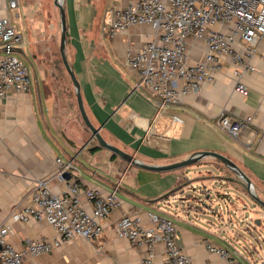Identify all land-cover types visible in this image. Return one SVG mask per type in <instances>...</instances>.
<instances>
[{"label":"crops","instance_id":"crops-1","mask_svg":"<svg viewBox=\"0 0 264 264\" xmlns=\"http://www.w3.org/2000/svg\"><path fill=\"white\" fill-rule=\"evenodd\" d=\"M129 2L61 0L66 20L64 52L90 122L106 142L148 165L173 163L198 151L221 153L245 173L264 200V38L252 53L241 42L234 43L243 60L254 66L239 78L247 87L246 94L235 89L237 77L233 72L237 66L223 56L221 69L213 72L198 92L162 109L147 89L136 84L124 63L125 51L141 46L151 37L152 29L136 25L112 37L101 33L103 21ZM4 15L25 38L13 53L28 62L24 63L30 69L31 84L25 94L10 93L0 98V223H10V213L30 202L36 177H52V189H63L64 181L53 178L56 157L72 161L74 167L65 175L78 180L82 187L105 193L118 186L119 206L100 220L99 237L66 241L51 252L29 256L28 261L140 264L145 247L117 238L113 226L124 213L137 215L148 225L147 212H154L174 222L177 244L194 264H221L217 255L206 250L208 239L224 246L242 264H264L262 245L250 251L238 244L242 233L234 217L242 203L239 194L246 193L244 183L216 176L224 188L223 193L215 192L227 202V213L222 215L221 205L218 212L214 211L216 201L210 198L212 191L207 190L205 178L192 176L217 159L205 157L195 165L155 171L112 156L114 153L98 146L82 120L75 87L62 59L59 61L61 25L54 0H18L16 8H8L7 0H0V17ZM203 49L201 41L188 40L191 61L197 60ZM3 53L0 43V57ZM173 114L181 121L173 120ZM221 115L231 120L250 117V121L232 135L219 125ZM196 180L202 183L200 191L195 188ZM230 190L236 197L232 200ZM228 208L234 210V217ZM11 230L9 240L20 249L28 237L56 235L44 222H12ZM161 250L157 245L154 264H162Z\"/></svg>","mask_w":264,"mask_h":264},{"label":"built area","instance_id":"built-area-1","mask_svg":"<svg viewBox=\"0 0 264 264\" xmlns=\"http://www.w3.org/2000/svg\"><path fill=\"white\" fill-rule=\"evenodd\" d=\"M18 0H7L8 8H16ZM149 26L152 35L138 48L125 51L124 63L133 72L136 84L147 89L156 105L162 109L179 103L183 96L198 92L212 73L221 69V58L228 56L237 66L235 89L247 93L240 76L254 66L243 60L235 41L241 42L248 53L255 51L264 38V0H130L103 21L100 29L105 36L124 32L133 26ZM201 41V56L191 61L188 40ZM25 38L4 15L0 17V98L10 93L25 94L30 90V69L13 53L22 47ZM172 119L181 121L173 114ZM220 116L219 125L236 135L244 122ZM53 178L64 181L63 189L55 192L50 177H36L30 192V202L10 213L9 222L0 223V264H32L28 257L51 252L64 242L97 238L101 234L100 220L119 206L118 186L105 193L82 187L75 178H67L74 167L71 160L54 159ZM86 203L90 205L87 209ZM148 225L137 215L127 213L114 223L117 238L127 239L145 247L140 264H154L155 248L162 246V264H194L191 257L177 244L176 226L163 215L147 212ZM29 225L44 222L55 231L54 237H28L23 248L9 240L11 223ZM205 248L215 254L221 264H242L224 246L206 240ZM261 260V259H260ZM250 264H257L253 261Z\"/></svg>","mask_w":264,"mask_h":264},{"label":"rangeland","instance_id":"rangeland-1","mask_svg":"<svg viewBox=\"0 0 264 264\" xmlns=\"http://www.w3.org/2000/svg\"><path fill=\"white\" fill-rule=\"evenodd\" d=\"M16 57L23 62H27L25 59H23L21 56L16 55ZM28 63V62H27ZM214 164L210 166H202L200 168L201 173H198V170H195L194 173H192V176H202L205 178L204 183L207 187L208 191H212L211 197L213 200L216 202L213 203L214 211L218 212V207L221 205L222 209V215L227 213V202H223V200L220 198L221 196L218 195L215 191H220L223 193V188L216 176L222 177L220 179H223L224 177H231L236 179L237 181H240L239 183H243L240 178H238L230 169H228L225 165H223L221 162L218 160H214ZM195 165V164H193ZM193 167V166H192ZM196 169V168H195ZM228 180V178H226ZM226 184H229L228 181H224ZM196 187L199 191L202 189V183L199 180H196ZM243 185V184H242ZM213 186H216L215 189ZM244 186V185H243ZM245 186L243 190L246 192L245 196L240 195L242 197V203L240 202V209L237 210V214L233 213L234 210L232 211L231 208H228L229 211L232 213V216L234 219L238 222V226L240 227L239 232H241V240L239 241L242 244V248H246L251 251L252 247H258V245L264 244V209L255 203V201L248 195V192L245 190ZM206 190V191H207ZM229 194L232 196H229V198L234 199L233 191L230 190ZM227 197V196H226ZM240 210V211H239ZM259 221L258 225L256 221Z\"/></svg>","mask_w":264,"mask_h":264},{"label":"water","instance_id":"water-1","mask_svg":"<svg viewBox=\"0 0 264 264\" xmlns=\"http://www.w3.org/2000/svg\"><path fill=\"white\" fill-rule=\"evenodd\" d=\"M54 4L58 8L59 17H60L61 30H60V39H59V51L61 54L62 63H63V66H64L66 72L68 73V75L71 79L73 86L75 87L77 106H78L79 112L81 114L82 120L84 121V123L88 127V129L90 130L91 137L96 139L98 146H101L103 148L108 149L112 153L116 154L118 157L124 159L125 161H127V162H129L135 166H138V167H141L144 169H148V170H155V171H165V170L182 168V167H186L189 165L196 164L202 158L213 157V158L221 161L226 166H228L242 180V182L244 183V185L247 189L248 195L255 201V203H257L258 205H260L264 209V200H262L256 194V191H255L250 179L245 175V173L232 160H230L228 157L224 156L221 153L214 152V151H198V152L192 153L186 159L176 161L173 163H169V164H165V165H148V164H144V163L138 161L129 153H127V152L119 149L118 147L106 142L103 139V137L101 136V134L99 133L98 128L95 127L90 122V120H89V118H88V116L84 110L82 100L80 97V92H79V83H78L72 69L69 66V63L67 61V58H66V55L64 52L65 33H66V20H65L64 8L62 6L61 0H54ZM256 223H259V221L257 220Z\"/></svg>","mask_w":264,"mask_h":264},{"label":"trees","instance_id":"trees-1","mask_svg":"<svg viewBox=\"0 0 264 264\" xmlns=\"http://www.w3.org/2000/svg\"><path fill=\"white\" fill-rule=\"evenodd\" d=\"M59 61L61 62V56H59ZM85 124V123H84ZM112 156H115V154H112Z\"/></svg>","mask_w":264,"mask_h":264}]
</instances>
